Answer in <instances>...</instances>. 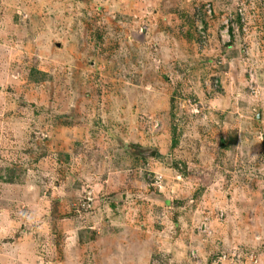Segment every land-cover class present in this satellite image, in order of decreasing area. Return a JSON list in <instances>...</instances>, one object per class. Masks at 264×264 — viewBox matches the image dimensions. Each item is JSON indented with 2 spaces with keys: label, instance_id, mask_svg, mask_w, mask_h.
I'll return each instance as SVG.
<instances>
[{
  "label": "rangeland",
  "instance_id": "rangeland-1",
  "mask_svg": "<svg viewBox=\"0 0 264 264\" xmlns=\"http://www.w3.org/2000/svg\"><path fill=\"white\" fill-rule=\"evenodd\" d=\"M0 264H264V0H0Z\"/></svg>",
  "mask_w": 264,
  "mask_h": 264
},
{
  "label": "water",
  "instance_id": "water-1",
  "mask_svg": "<svg viewBox=\"0 0 264 264\" xmlns=\"http://www.w3.org/2000/svg\"><path fill=\"white\" fill-rule=\"evenodd\" d=\"M156 155V152L155 151H152L151 152V156H155Z\"/></svg>",
  "mask_w": 264,
  "mask_h": 264
}]
</instances>
